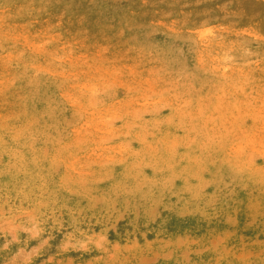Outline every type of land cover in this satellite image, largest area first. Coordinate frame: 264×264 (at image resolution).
<instances>
[{"label": "rangeland", "instance_id": "374dc122", "mask_svg": "<svg viewBox=\"0 0 264 264\" xmlns=\"http://www.w3.org/2000/svg\"><path fill=\"white\" fill-rule=\"evenodd\" d=\"M0 264H264V0H0Z\"/></svg>", "mask_w": 264, "mask_h": 264}]
</instances>
